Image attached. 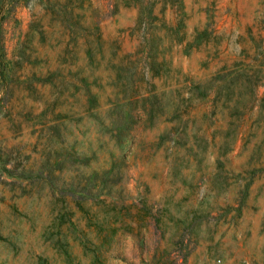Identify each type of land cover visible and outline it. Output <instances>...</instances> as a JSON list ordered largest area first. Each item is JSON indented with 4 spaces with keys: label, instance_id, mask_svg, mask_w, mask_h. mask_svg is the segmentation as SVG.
Here are the masks:
<instances>
[{
    "label": "rangeland",
    "instance_id": "1",
    "mask_svg": "<svg viewBox=\"0 0 264 264\" xmlns=\"http://www.w3.org/2000/svg\"><path fill=\"white\" fill-rule=\"evenodd\" d=\"M181 1L0 0V264H264V0Z\"/></svg>",
    "mask_w": 264,
    "mask_h": 264
},
{
    "label": "trees",
    "instance_id": "2",
    "mask_svg": "<svg viewBox=\"0 0 264 264\" xmlns=\"http://www.w3.org/2000/svg\"><path fill=\"white\" fill-rule=\"evenodd\" d=\"M137 1H140L139 14H142V12L145 11L146 14L149 15L150 14V10H151V6L153 5V1L154 0H151V1H149V0H144V1L143 0H137ZM159 1L168 4L173 9H176V10L178 9L179 12L181 11V4H182L181 0H159ZM149 5H150V7H149ZM69 8H71V7H69ZM139 19H141L140 16H139ZM178 23H179V19L176 21V25ZM145 44H148L147 40L145 41ZM0 45H1V43H0ZM18 52H19L18 53L19 57L23 55V50L21 49L20 45L18 46ZM19 57H18L17 61L19 60ZM3 67H4V63H2V61H0V90H1V92L5 88V84L7 82L6 75L4 73V68ZM1 92H0V97H2ZM152 97H153V94L150 93V92L142 97V99H144L145 101H146V99H148L149 108H145V111L148 114H149V111H150L149 110L150 109V104L152 103V100H150V99H152ZM150 118H151V115L150 116L148 115V119L149 120H150ZM123 120H124V117H123ZM116 122H118V121H116ZM1 166L9 174H12V175L17 176V177H24V174H25V171H26V168H27L24 164H21V165L11 164L9 167H6L4 164H2ZM112 169H113V166H111L108 169V171L110 172V171H112ZM82 190L84 191L85 187H83ZM119 199H121V198L119 196H116L115 199H113V201L110 202V205L112 206L113 209H118V208L121 207L117 203H115ZM114 220H116V217H114ZM99 231H100V229L98 228L97 232L99 233ZM101 236H102V238H104V235H101Z\"/></svg>",
    "mask_w": 264,
    "mask_h": 264
}]
</instances>
